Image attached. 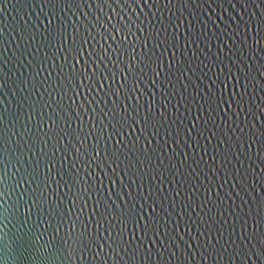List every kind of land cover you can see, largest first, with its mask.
<instances>
[{"label":"water","instance_id":"95a60500","mask_svg":"<svg viewBox=\"0 0 264 264\" xmlns=\"http://www.w3.org/2000/svg\"><path fill=\"white\" fill-rule=\"evenodd\" d=\"M0 264H264V0H0Z\"/></svg>","mask_w":264,"mask_h":264},{"label":"snow or ice","instance_id":"6c2138e0","mask_svg":"<svg viewBox=\"0 0 264 264\" xmlns=\"http://www.w3.org/2000/svg\"><path fill=\"white\" fill-rule=\"evenodd\" d=\"M126 75V74H125Z\"/></svg>","mask_w":264,"mask_h":264}]
</instances>
